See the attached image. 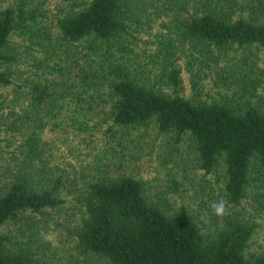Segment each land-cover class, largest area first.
Listing matches in <instances>:
<instances>
[{
    "label": "trees",
    "instance_id": "obj_1",
    "mask_svg": "<svg viewBox=\"0 0 264 264\" xmlns=\"http://www.w3.org/2000/svg\"><path fill=\"white\" fill-rule=\"evenodd\" d=\"M41 1L0 0V264H264L247 252L264 211V0ZM208 83L225 93L202 97ZM97 123L117 144L149 125L189 138L227 214L156 202L118 162L74 179L72 251H49L31 214L62 205L66 174L43 129Z\"/></svg>",
    "mask_w": 264,
    "mask_h": 264
},
{
    "label": "rangeland",
    "instance_id": "obj_2",
    "mask_svg": "<svg viewBox=\"0 0 264 264\" xmlns=\"http://www.w3.org/2000/svg\"><path fill=\"white\" fill-rule=\"evenodd\" d=\"M41 2L46 9L47 3H55L58 0ZM51 15V11L45 13V16ZM157 27L155 24L154 29ZM143 39L148 40L146 33L143 34ZM256 59L257 63L264 67V51L256 49ZM182 79L188 94L190 79L185 69ZM262 88L264 89V85L259 89ZM223 89L208 83L207 87L201 89L200 95L208 99L219 98L224 92ZM207 90L209 93H206ZM18 122L21 130L27 135L29 125L22 124V120ZM62 126L64 127L61 129L59 127L49 132L50 129L46 125L43 131L51 146H54L53 152H47L45 155L53 154L52 162L57 163L66 174V184L60 193L63 203L56 210L49 209L41 214H31L41 226L42 238L49 241L48 250L52 253L54 251L60 255L72 251L74 239L69 228L73 227L83 214L79 200L80 189L74 185V179L80 182L83 177L85 179L101 175L104 173L103 168L109 164L112 168L120 163L125 165V170L145 181L153 200L165 201L173 206L184 204L199 220L206 221L208 210H212L211 204L220 198V182L212 173H205L198 168L196 151L187 137L176 141L170 134L160 133L156 126L149 125L147 128L133 131L122 144H117L115 141L106 140L104 125L101 126L100 123L85 133L84 130L65 127V124ZM14 131L16 138L11 137V148L19 145L21 139L19 130ZM7 134L0 131V138ZM0 144H5V141ZM47 144L44 146L50 150ZM49 160L51 161V158ZM1 176L3 179L6 177L3 174ZM254 218L256 227L247 248L248 253H256L264 248V211Z\"/></svg>",
    "mask_w": 264,
    "mask_h": 264
},
{
    "label": "clouds",
    "instance_id": "obj_3",
    "mask_svg": "<svg viewBox=\"0 0 264 264\" xmlns=\"http://www.w3.org/2000/svg\"><path fill=\"white\" fill-rule=\"evenodd\" d=\"M213 214L217 217H222L227 214V201L220 198L211 204Z\"/></svg>",
    "mask_w": 264,
    "mask_h": 264
}]
</instances>
